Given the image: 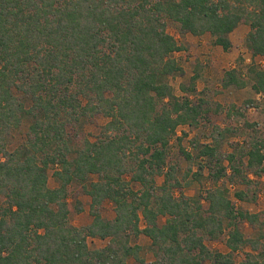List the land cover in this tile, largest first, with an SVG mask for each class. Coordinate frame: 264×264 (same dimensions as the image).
Returning a JSON list of instances; mask_svg holds the SVG:
<instances>
[{"label":"trees","instance_id":"trees-1","mask_svg":"<svg viewBox=\"0 0 264 264\" xmlns=\"http://www.w3.org/2000/svg\"><path fill=\"white\" fill-rule=\"evenodd\" d=\"M170 22L181 36L209 33L225 50L245 23L247 48L264 55V0H0V264H264V231L253 238L241 229L262 225L261 214L237 208L219 185L228 161L231 183L247 187L235 197L256 200L250 174L264 175V139L254 135L241 153L224 154L230 129L213 126L212 142L182 151L188 161L208 162L214 185L193 196L174 192L182 183L168 163L171 141L179 126L198 127L210 105L175 92L170 78L184 74L175 53L186 47ZM200 77L195 70L182 91L196 92ZM249 84L264 93L263 68H232L222 79L225 88ZM98 114L109 118L99 137L74 140L68 127ZM75 182L91 197L93 220L83 226L71 221ZM105 201L112 219L102 215ZM225 231L230 251L210 248L207 240ZM141 235L150 246L138 243ZM89 238L107 243L92 247ZM248 245L237 262L234 254Z\"/></svg>","mask_w":264,"mask_h":264},{"label":"rangeland","instance_id":"rangeland-1","mask_svg":"<svg viewBox=\"0 0 264 264\" xmlns=\"http://www.w3.org/2000/svg\"><path fill=\"white\" fill-rule=\"evenodd\" d=\"M245 24V23H243ZM168 30L179 40L180 33L178 26L175 23L170 22ZM210 35L209 33H206ZM244 31L242 29L232 34L233 40L238 46L243 47L245 50L240 55V64L237 67L242 68L243 72L247 74V69L251 64H255L264 69V55L254 56L253 53L247 48L245 44ZM211 37V35H210ZM212 38V37H211ZM210 41V40H209ZM185 44L186 51H178L175 53L176 58L184 65V74L172 76L170 81L172 82L175 92L178 96H191L194 101L198 102L202 98L210 105V110L201 118L198 127H191L189 125H181L178 127L176 136L173 137L171 148L168 156L169 165H176L178 167L177 177L179 178L181 187L174 189L175 194L179 195L184 192L188 196H193L198 192L205 193V191L212 187L214 183L211 181L210 169L208 162L205 159H199L194 157L193 161H188L182 150L195 154L193 149V141L199 140L201 143H210L212 127L219 125L221 128H229L230 132L226 134L221 145V152L226 154L229 152L241 153L245 147L249 145V142L254 135L258 139H264V93H256L251 84L242 89L229 88L222 89L219 84V64L212 63L210 52H191V45L187 42ZM188 44V45H187ZM211 45L215 44L211 41ZM212 49V48H211ZM219 56V52H216ZM214 54V53H213ZM214 54V55H217ZM199 70L201 77L196 82V92H184L181 89V84L187 86L190 85V80L195 72ZM208 70L207 75L205 71ZM252 100L253 103L249 107H244L246 100ZM221 100V101H220ZM238 106L240 112H244V116L240 115L238 109H233L231 106ZM219 106H222L219 108ZM243 107V108H242ZM109 121V118L103 114H98L92 119L88 120L84 125L69 126L68 130L74 140H82L89 138L95 140L99 137L101 128ZM27 125L22 127V130L17 133L16 139L22 140L25 138V132ZM204 165L202 171V177L200 180L194 179V173L197 172L200 165ZM227 166V173L219 181V185L226 186L230 191V196L237 208H242L250 211L251 213L261 214L262 225L250 224L248 222L241 224L243 232L253 238H257L259 231H264V175L257 176L253 173L250 176L258 183L253 186L251 194H256L255 201H241L234 195L236 190L247 189L245 185L233 184L230 181L231 169L229 168V162L224 163ZM191 169L192 171H189ZM97 175H92L90 180H97ZM164 180L163 176L157 177L158 184H162ZM49 185L55 187L57 182L53 177V169L49 171ZM137 189L139 184H135ZM69 202L71 203L72 213L71 221L77 226H83L91 223L93 217L90 213L91 197L85 192L83 185L79 182H75L70 187ZM205 206L208 203L204 201ZM82 207V211L78 212L76 208ZM102 215L107 219H112L115 216L114 206L112 202L105 201L102 206ZM161 222L165 221L164 217L160 218ZM144 220L141 221V226H144ZM227 232L222 235L219 240H207V244L214 250L221 252H229V248L226 245ZM107 241L100 238H89V244L92 247H102ZM138 243L144 247L150 246V239L141 235L138 238ZM261 245H264V240ZM251 251V247L245 246L234 254V259L237 262L242 261L245 258L246 252ZM146 258L149 261L154 259L152 252L146 254ZM129 264H138L134 258L129 259ZM204 264H214L211 261H206Z\"/></svg>","mask_w":264,"mask_h":264},{"label":"crops","instance_id":"crops-1","mask_svg":"<svg viewBox=\"0 0 264 264\" xmlns=\"http://www.w3.org/2000/svg\"><path fill=\"white\" fill-rule=\"evenodd\" d=\"M240 29H242L244 31V36H243V39H244L246 34L249 32L250 27L247 24L241 23L235 29V31H233L231 33V40H232L233 46L229 50H225L220 45H215V46L211 45L212 38L208 34L197 36V35H193L191 33H188L185 36H180L181 39L180 40L178 39V40L182 41V42H186V43L188 42L191 45V52H193V53L194 52H200V51H202V52L207 51V52L211 53L212 63L215 64V65L219 64V84L221 85L225 71L229 70V69H232V68H236L237 65L239 66L240 61H241L240 60V55L241 54L243 55L242 52L245 50L243 47L238 46V44L232 38V34L234 32H236V31L240 30ZM184 51H186V49ZM216 52H219V56H218V54ZM213 53L217 54V55H214ZM181 64H182V66L184 68L183 63H181ZM207 73H208V70L205 71L206 75H207ZM222 87L223 86L221 85V88ZM229 88H232V87H229ZM229 88L223 87L222 89L226 90V89H229ZM258 94H260V93H258Z\"/></svg>","mask_w":264,"mask_h":264}]
</instances>
